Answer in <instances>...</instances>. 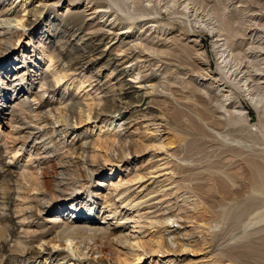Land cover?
<instances>
[{
    "label": "bare ground",
    "instance_id": "1",
    "mask_svg": "<svg viewBox=\"0 0 264 264\" xmlns=\"http://www.w3.org/2000/svg\"><path fill=\"white\" fill-rule=\"evenodd\" d=\"M7 1L11 2L9 4L10 7L5 8L3 6ZM34 1L35 0H0V56L4 57L11 52L9 48H6L4 53L1 54L4 45H15L12 43L14 34L19 35L30 29L32 33L29 35L27 45L32 43L33 37H39L40 51L35 53L36 60L38 62L43 61L46 66L50 67L54 59H61L64 50L62 46L59 52H56V50H49L50 48L43 43L44 38H46L47 35L52 38L55 34L60 37L59 39H61V42L70 43L71 40L74 41V38L79 37L73 49L76 52L75 54L78 55L74 60L78 63L84 61L83 63L87 66V69L92 67V69H95V76H92V74L89 77L86 76L82 70L80 74L83 73L82 79L84 81L81 83L89 82V86L92 85L94 81L101 84L103 83L102 86L107 83L113 84V87H110V89L108 88L109 90L105 92L108 97L113 96V98L110 99V97L106 100V108L99 113L95 119L94 123L96 124L93 128L96 130L97 137L93 142V154L88 156L91 160L88 161L86 159L87 157H84V153H86V149H84L86 142L77 144L74 142L75 139H73L70 144H68L67 141L68 145H64L65 141L58 144L53 137L62 136L63 140L70 139V137L75 134L73 127H75L78 122L81 123L82 120L89 121L91 119L92 105L89 104L85 107L79 100H76L74 96H70L66 101L60 99L61 103L59 105H61V107L49 109L44 117V115H41L42 111H44L43 109L40 107L39 109H32L30 106V97L27 96L28 91H26L29 89V85H26V72H15L13 68L9 71L5 66L1 68L0 82H6L3 86L7 88V92L3 91V94L0 95V105L6 108L5 111H11L13 128L17 134H19L17 139L20 141L19 145L13 151L14 157L11 158V161L18 160L22 156V161H24V159L29 160L28 162L35 161L34 165L36 167L33 168L35 172L28 171L27 174H23L22 179L30 183L32 191L39 193L36 196L37 204L35 210L38 213L46 214L44 220L51 225V230L55 233L52 239L40 237L42 239L38 245L41 249L35 248L31 252H26L25 261L28 262V264H48L49 261L56 262V264H109L110 257L113 256V249L111 250L110 247H117V244H127L130 248L141 249V251L143 250L142 252L147 251V242L139 237H131L132 235L129 236L125 234L123 229L112 233L110 226H125L126 223L132 219L134 221V227L139 226L140 222L138 220H134V217H129L127 212L123 213L119 208L124 207L125 209L129 208L133 210L146 203L147 201H145V199L153 193L156 194V191H153V187H151L156 184V180L149 178L147 180L148 183L142 188L140 186L137 188V190L141 189L135 195L129 196H126L128 190L119 191L121 186L120 183H115L113 180H110L111 187L109 190L111 193H117L119 197L118 201L121 202L116 204V202L112 203V201L106 200L103 208L108 210V215L105 217H96L95 206L87 208L91 213L82 217L75 215V210H81L83 205L77 207L74 205L75 201H71V206L66 209V206H63V204L61 206V204L53 202L55 201L54 197H60L64 200L67 196H76L80 190L88 184L82 181L84 174L87 176L88 182H91V188L94 189L97 186V183L93 181L94 168L90 167L88 164L89 162H96L99 160V157L103 162L110 163L111 161L107 152L114 147L116 143L119 145L117 149L119 156L115 162L113 160L114 163L120 164L126 152L132 151L130 149L133 144L127 147L131 136H122L117 130L126 131L128 129L124 127V124H121V121L131 120L135 107L141 104L142 106L146 105L143 111V117L145 118L149 113L151 114L154 112L158 113L156 115L157 118L164 117L161 113L163 111L158 112V110L151 109V106L149 107V104L154 102L148 99L151 93L155 94L159 92L165 96L166 102L168 100L167 98L170 97V100H173L176 104L166 110H170L169 112L172 113L171 119H168V117L166 120L159 119L161 121L159 124L165 122V127L167 126L171 130H177L183 126L182 134H184V138L187 137L188 139V136L212 138V140H216L219 147H229L233 150L234 155L236 154V156L242 158L246 156V159L244 158L243 160L245 161L244 163L248 165H246V167H248L250 171V177L248 181L246 180L247 182H238L236 180L237 178H233L234 176L231 177L229 174L227 175V171L225 172L223 168L219 169L217 167L218 169H216L217 175L219 173L224 176V178L221 179L222 188H232V197L228 199V202H232L231 204L223 202L225 201L223 198L217 201L213 200L214 203L212 202L217 209L219 207V210H221L220 219L217 218L218 221L216 220L215 222L212 220L216 226L225 225L230 219H232V222L235 224V228L233 232H231L227 242L247 240V245L248 239H250L252 235L264 230V120L261 118L260 126L250 125L248 114L245 112V109L238 104L239 102H237L236 94L234 93V91L243 92L264 118V13L260 14V12H258L257 14L253 12V10L250 9L252 8L250 7V5H252L251 0H238L236 2L238 5L234 6L233 4V9L231 8V10L230 7L235 0H66L65 9L67 12L62 21L63 26L62 28L55 29L50 20L51 17L43 15V11L48 7L51 9V15H54L63 5L61 4L62 0H40L38 5H35ZM162 1H165V3L161 4ZM209 2L214 4L209 7ZM207 7L210 9L206 10ZM80 9H82L81 12H76L77 10L80 11ZM203 11L206 13H204L205 16H199L200 12L202 13ZM163 12L171 15L173 18H176L177 15L180 16L178 17L183 20V24L185 25V28L181 29V34L189 39L188 44L184 45L183 43V45L178 46L176 41L178 38L171 40V38L166 37L168 32L162 27L163 25L160 24L161 21L158 22L155 20V18L162 15ZM58 15L63 16V13L58 12ZM85 17H87V20ZM54 18H56V16H54L53 19ZM194 24L199 27H206L211 33L214 39L213 45L215 52L219 58V73L211 72L210 67H207L206 64V52L197 39H190L192 36L189 32L186 33L188 31V26H193ZM46 27H50V29H46ZM85 28L88 31L87 33H83ZM261 28L263 29L262 32ZM53 30L54 33L52 32ZM66 36L68 39H65ZM169 40L171 41L168 42ZM169 43H171V46L168 45ZM172 46L180 49L179 53L186 54V56L193 59L194 61H192L197 65L196 68L190 67L192 79L189 81L187 80L188 82H179L180 80L173 79L175 76L173 77L172 67L175 62L168 58H176L179 53L177 54V52L172 49ZM112 51H116L120 53L121 56L125 57H128L127 55L130 51L131 53H137L138 51V53L134 55L135 59H133L135 61L138 60V63L148 62V60L146 61L148 57L157 59V63L162 64L160 67L157 66L158 69L156 72H160L162 78L159 79L158 82L150 84L146 81H140L144 77L142 67H139L140 65L138 66L134 61L135 64L125 65V63H123L125 66L119 69L120 60L114 57ZM176 62H178V65L181 67L184 65L182 61ZM98 64H101V66L95 68ZM188 65L190 64H187V67ZM106 71L107 80L104 82L102 74ZM130 74H132L131 77L134 80L139 81L137 82L139 86H130V81L125 80ZM58 77L57 75H53L55 83L61 80ZM194 77H200V82L198 83L194 80ZM49 79L50 77H48V74L44 75L41 81L42 87L49 85V88H52V85L48 83ZM14 84L16 86L12 87ZM19 86L21 87L20 90L18 89ZM115 86H118L119 95L114 94ZM174 86H180L187 91L188 94H185V98H183L189 104H179L181 101L178 102L177 97L179 96L176 97L177 93L173 90ZM213 93L217 94L213 95ZM115 96L122 97L121 100L123 102L118 106H112L109 103H114L116 101V98L114 99ZM147 100L148 102L146 103ZM33 101H39L38 95L33 97ZM170 103L173 104L172 101ZM152 105H154V103ZM25 111L31 115V120H29L27 116H21L23 119H16V116L14 117L13 115L15 112ZM154 119L155 118H153V120ZM26 121L31 124V128L35 127L36 129L37 127V129L42 132L43 136L38 135V133L22 136L21 128L27 125ZM52 125L56 127L53 128ZM207 129L212 133H209L210 131L208 132ZM103 130L105 132L102 135ZM28 139L31 140L28 141ZM134 147H136V145L133 146L132 149ZM94 148L104 150L105 152L99 154ZM136 148H138V146ZM161 148H163V146H161ZM227 150L229 152V149ZM80 151H82V153H80ZM59 153L64 154L63 157H60ZM68 154L76 157L64 160V156ZM192 156L189 155L190 158L186 156L187 161H190V163L195 161L192 159ZM112 158L114 159V157ZM197 162H199V160ZM209 165L213 167L211 169L216 168L212 165V162ZM211 171L213 172V170ZM117 172L118 170H114L113 174ZM216 172L214 171V174ZM214 174L212 178L216 176ZM7 177L5 176V181ZM145 177H147V175L136 173L132 181L140 182ZM151 180H153V182H151ZM189 180L190 178L188 181ZM194 180L191 181L193 182ZM10 182V180H7L5 183L6 186L2 185L4 200L0 203V207L8 206L6 203V196L9 195L12 189V187L9 186ZM216 185L215 190L219 193L218 189H216ZM191 187H189V190ZM193 190L195 189H192L191 192ZM145 192L147 193L145 194ZM90 194L93 196L94 191L92 190ZM142 194L144 195L142 196ZM187 194L191 193L187 192ZM105 196L104 198L107 199L108 195ZM191 197L193 196H188V198ZM195 197L196 200L194 202L198 205L203 199H201L202 197ZM203 204L205 205L204 202ZM213 204L211 208L214 207ZM70 208L71 211L69 210ZM237 210L239 212H236ZM68 212L69 217L66 215ZM113 217H117V220H113V224H110L108 220ZM177 219L178 216L172 213L164 217L163 223H167L166 230L170 229L169 225L178 223ZM159 222L160 220H157L150 225L152 226ZM210 222L208 223L211 224ZM8 224V218L0 214V241H2L0 244H2L3 247V249L1 248V250H3L1 253L3 254L6 252L12 253L14 251H19L17 249L19 243L15 245L14 249L6 250V236L8 233L9 235H13ZM235 232L237 233L234 234ZM173 243H178L180 247L177 245V248L181 249L186 246L177 240ZM250 243L251 241H249V246L244 244L248 247H245L246 250L254 245V243H252V245ZM45 244H47V247L51 245L52 248H44ZM244 245L240 247L243 249ZM96 247L97 254L100 255L98 259L93 257L95 253L90 255V252ZM150 247L153 251H159L162 249V243L158 240H154V242H151ZM254 247L255 245L252 249L255 251ZM59 248H62V250H59ZM258 248H256L257 252H255V255L258 257L259 264H264V250L260 251ZM262 248L264 249V247ZM42 249H44L46 253H44ZM245 249H243V251H245ZM259 249H261V247ZM232 251L229 254H227L229 251L221 254H223L225 258V254H227L228 259L234 264H251L252 261L250 263L247 262L249 254L247 255L246 253L239 252L234 254L235 252L233 251V253ZM240 252H242V250ZM247 252L249 253V251ZM251 253L254 252L251 251ZM249 259L253 260V258ZM139 260L140 258L137 259V261Z\"/></svg>",
    "mask_w": 264,
    "mask_h": 264
},
{
    "label": "rangeland",
    "instance_id": "2",
    "mask_svg": "<svg viewBox=\"0 0 264 264\" xmlns=\"http://www.w3.org/2000/svg\"><path fill=\"white\" fill-rule=\"evenodd\" d=\"M39 1L40 0H35L34 4L38 5ZM65 1L66 0L61 1V4L63 5L58 11L60 13H63V16L58 15V12H55L54 15H51V9H49L48 7L43 11V15H48L51 17L50 20L53 23L52 25H54V29L62 28L63 26L62 21L67 12V10L65 9ZM237 1L238 0H235L232 3L230 10L231 8L233 9V4L234 6L238 5V3H236ZM10 3L11 2L8 1L5 2L3 7H10ZM162 3L164 4L165 1H162L161 4ZM213 4L214 3L209 2V7ZM251 4L252 5H250V7L252 8L250 9H252L253 12H256L257 14L258 12H260V14L264 13V0H251ZM209 9L210 8L207 7L206 10ZM81 11L82 9H80V11L77 10L76 12ZM205 11H203L202 13L200 12L199 16H205ZM54 16H56V18L53 19ZM178 16L179 15H177L176 18H173L171 17V15L163 12L162 15L156 17L155 20L158 22L161 21L160 24L163 25L162 27L168 32L166 37L171 38V40L174 38H178L176 39L177 44L178 46H181L183 45V43L184 45L188 44L189 39L181 34V29L185 28V25L183 24V20L179 18L180 16ZM85 19L87 20V17H85ZM203 27L204 26L199 27L198 25L196 26L194 24L193 26H188V31L185 32H189V34L192 36V38L190 39H197L203 50L206 52V64L207 67H210L211 72L219 73V58L216 55L213 45L214 39L212 38V35L208 31V29L206 27ZM47 28L48 27H46V29ZM48 29H50V27ZM262 30L263 29L261 28V32ZM52 32L54 33V30ZM84 32H88L86 28L83 30V33ZM31 33L32 31L28 29V31L22 34H14L12 43L15 45H4V47H2L1 54L4 53V50L6 48H9L11 52L4 57L0 56V70L5 66L9 71L13 68L15 72H26V85H29V89H27L26 91H28L27 96L30 97V106L32 109H39V107L43 109L44 111H42L41 115H44V117L45 113H47L49 109L55 107L60 108L61 105L59 104L61 103V100L64 99V101H66L70 96H74V98L76 100H79L85 107L89 104L92 105L91 119L89 121L82 120L81 123L78 122V124L73 127V131L75 132V134L72 135L70 139L63 140L62 136L53 137V139L58 144H61L65 141L64 145L70 144L71 140L73 139H75L74 142L77 144L86 142L84 148L86 149V153H84V157H87L86 159L90 161L91 159L88 156H91L90 154H93V142L97 137L96 130H94L93 128L96 124L94 122L98 114L106 108V100L110 97V99L113 98V96L108 97V95L105 93L110 89V87H113V84L107 83L102 86L103 83L101 84L94 81L92 85L89 86V82L81 83L84 81L82 79V74L85 73L88 77L92 74V76H95V69H92L93 67L87 69V66H85V64L83 63L84 61L78 63L74 60L78 55L75 54L76 52L73 49L76 46L79 37L74 38V41L71 40L70 43H63L60 41L61 39H59L60 37L58 35L54 34L55 36L53 35L52 38L47 35L46 38H44L43 43L50 48L49 50H56V52H59L62 47L64 50L61 55V59H54L52 66L48 67L43 61L38 62L36 60L35 53L40 51L39 37H33L32 43L30 45H27L29 35ZM65 39H68V37L66 36ZM171 40H169L168 42H170ZM168 45L171 46V43H169ZM172 49H174L177 54L179 53L180 49H178L177 47L172 46ZM137 53H131L130 51L128 52V57H125L121 56V54L116 51H112L114 57L120 60L119 69H121L126 64H135L136 62L138 66L140 65L139 67H142V71H144V77L140 81H146L149 82V84L158 82L159 79L162 78V76H160V72H156V70L158 69L157 66L160 67L162 63H157V59H153L151 57H148V59H146V61L148 60V62L138 63V60H133L135 59L134 55ZM179 55L181 58L179 57ZM179 55L176 58H168L175 62H172L174 65L172 67L173 77L175 76L173 79H177L178 81L180 80L179 82H188L192 79L190 67L196 68L197 65L195 64V62H193L194 60L190 59V57L186 56V54L179 53ZM175 59L176 61H182L184 65L182 67L179 66L178 62H176ZM123 63H125V65ZM187 64H190L191 66L188 65L187 67ZM100 66L101 64H98L95 68H99ZM82 70L84 72L80 74ZM47 74L48 77H50L48 83L52 85V88H49V85L42 87L41 81L44 75ZM53 75H57V77L59 76L58 78H60L61 80L55 83ZM131 76L132 74L126 77L125 80L130 81V86H139V84H137V82L139 81L134 80ZM102 78L104 82L105 80H107V71L102 74ZM194 80L199 83L201 79L200 77H194ZM4 83L6 82H0V95L3 94V91L7 92V88L3 86ZM14 86L16 85L14 84L12 87ZM181 88L182 87L180 86H174L173 90L177 93V95L175 94L176 97L179 96L177 97L178 102L181 101L179 104L187 105L189 103L185 101L184 98L185 94L187 95L188 93L186 90H184V88H182L183 90ZM18 89L20 90L21 87L19 86ZM114 91L115 95H119L118 86H115ZM234 93L236 94L237 102H239L238 104L245 109V112H247L250 125L260 126L261 120H264L262 114H260L259 111L255 109V107L248 100V97L243 92L234 91ZM216 94L217 93H213V95ZM36 95H38L40 102L33 101V97H35ZM118 97L120 96H115L114 99L116 98V101L114 103L109 102L110 105L118 106L119 104H121L123 102L121 100L122 97ZM164 97L165 96L163 94H160L159 92L155 94L151 93L148 96L149 100L151 99L154 101L152 102L150 100L152 103L149 104V107L151 106V109L158 110V112L163 111L164 113H161L164 117L157 118L156 115L158 113L155 112L151 114L149 113L147 115L148 117L146 116V118L143 117V111L146 108V105L142 106L141 104L135 107L136 109H133L134 114L131 120L121 121V124H124V127H127L128 129L126 131H119L118 129L117 132L125 137L131 136L129 138L127 147L132 144L133 145L130 149L132 151L126 152V155L123 156L120 164L114 163L119 156V152H117V149L119 147L118 143H116L114 147H112L107 152V155L109 156L111 161L110 163L103 162L100 157L99 160L96 161L97 163L89 162L88 165L94 168L93 181L97 183V186L94 189L91 188V182H88V179L86 178L87 176L84 174V176L82 177V181L88 184L85 185L83 189H79L80 192L76 196L74 195L75 197L67 196L64 200L60 197H54L55 201L53 203L61 204V206L63 204V206H66V209H68L71 206V201H75V206L80 207L81 205H83L81 210H75V215H79L82 217H85L91 213L87 208H89L90 206H95L96 217H105L108 215V210H105L103 208L104 202L106 200H110L112 201V203L116 202V204H119L121 202L118 201L119 197L117 196V193H111V191L109 190L111 187L110 180H113L115 183H120L121 186L119 188V191L128 190L126 196H129L135 195L146 183H148L147 180L151 178L153 180H156V184H154L155 187L153 185L151 186L153 187V191H156V194H151L147 199H145V201L147 202L141 205L139 208L133 210H130L129 208L125 209L124 207L119 208L120 211H123V213L127 212V215L129 217H134V220H138L140 222L139 226L134 227L133 219L129 220L125 226H110L112 233L123 229L125 234H128L129 236L132 235L131 237H139L143 241L147 242L149 247H146L147 251L142 252L143 250L141 251V249L130 248L127 244H117V247H110L111 250L113 249V258L110 257L109 264H234L228 259L227 256V254H229L232 250L235 252L234 253L232 251L234 254H237L238 252L246 253L247 255L249 254L248 257L253 258V260L247 257V262L250 263L252 261L251 264H259V261L257 259L258 257L255 255V252H257L256 248L258 247H261V249L258 248V250H264L262 248L264 247V230L260 231L259 233L256 232V234L252 235L251 238L248 239V244L246 245L247 240L227 242L231 232H233L235 228V224L232 222V219H230L225 225L216 226L214 223L216 220L218 221L217 218H219V216L221 215V210H219V207L217 209L215 204H213V200L217 201L223 198V200H225L223 202L227 204L232 203L230 201L228 202V199L232 197V188H222L221 179L224 178V176L219 173L218 176L216 169L223 168L225 172L227 171V175L229 174V176L231 177L234 176L233 178H237L236 180L238 182H247L250 177V171L249 168L246 167L247 164H245V161L243 160L244 158L246 159V156H243L242 158L236 156V154L234 155L233 150H231L229 147H219L216 140H212V138H204V136H198V138L197 136H188V139L187 137L184 138V134H182L183 126L182 128H178L177 130H171L169 129V127H165V122L159 124V122H161V119L166 120L167 117L168 119H171L172 113L169 112L170 110H166L176 105L173 100H170V97L167 98V102L165 101ZM181 97L184 98L182 99ZM171 101L173 102V104L170 103ZM147 102L148 100L146 101V103ZM153 103L154 105H152ZM158 107L161 109H159ZM5 110L6 108L0 105V203L4 200V197L2 195L3 186H6L5 183L7 180L11 181L9 183V186H11L12 189L10 190L9 195L6 196V203L8 206L0 207V214L8 218V226L10 231L12 230L11 232L13 234L9 235L8 233L6 236V250L14 249L15 245L19 243L17 245V249L20 252L14 251L12 253L6 252L5 254H3L1 253L3 251L1 250V248L3 249V247L2 244H0V264H28V262L25 261V256L27 255V253L33 251L35 248L41 249L38 245L40 240L43 237L52 239L55 236V233L53 230H51V225L44 220L46 214L38 213L35 210V206L37 204L36 196L39 193H37L36 191H32L30 183L22 179L23 174H27L28 171L35 172V170H33V168L36 167L34 165L35 161L28 162L29 160L25 159L24 161H22L23 156L18 159L19 161H11V158L14 157L13 151L19 145L20 141L17 139L19 134H17V132L13 128L14 125L13 121H11V111ZM13 115L14 117L16 116V119H23V117L21 116H27L29 120H31V115L26 111L15 112ZM153 118L155 119L153 120ZM27 122L28 121H26V123ZM52 127L54 128L56 126L52 125ZM32 128L31 124L29 123L22 126L21 135L27 136L28 134L38 133V135L43 136L42 132H40L37 127L36 129L35 127ZM209 131L210 130H208V132ZM104 132L105 131L103 130L102 135ZM209 133L212 132L210 131ZM30 140L31 139H28V141ZM134 144L136 145V147L138 146V148L134 147L132 149V147L135 146ZM161 146H163V148H161ZM94 149L96 150V152L98 151L97 153L99 154H103L105 152L104 150H100L97 148ZM227 149H229V152ZM80 153H82V151H80ZM59 155L60 157H63L64 154L59 153ZM189 155H194L192 156V159L196 162H188L186 156L187 158H190ZM75 157L76 156H71L68 154L64 156V160H67L69 158L73 159ZM112 157H114V159ZM198 160L200 163L197 162ZM211 162L212 165L216 167L214 168L215 170L211 169L213 168L211 165H209ZM208 165L211 167H209ZM114 170H118V172L116 174H113ZM206 170L210 171L208 172ZM211 170H213V172ZM214 171L216 172L215 174ZM136 173L147 175V177H145L140 182H134L132 180ZM213 174L216 176H213L212 178ZM5 176L9 177L6 178V181L4 180ZM189 178L190 180L188 181ZM211 178L213 182L211 181ZM153 180H151V182H153ZM191 180L194 181L192 182ZM215 185L220 194L216 192L217 190H215ZM139 186L141 188L137 190ZM189 187H191L190 190ZM192 189L195 190L191 192ZM92 190L94 191L93 196H91L90 194ZM187 192H190L191 194H187ZM146 193L147 192H145V194ZM105 195H108L107 199L104 198L106 197ZM143 195L144 194H142V196ZM190 195H192L193 197L188 198V196ZM195 196H198V198L202 197L201 199H203L204 201H201H203L205 205L201 201L198 205L195 204ZM186 197L188 198V200ZM209 202L211 203V205ZM212 204L214 207L211 208ZM69 210L71 211V208ZM238 210L236 212H239ZM171 213L178 216V223L169 225L170 229L166 230L167 223H163V218L171 215ZM66 215L67 217H69V212ZM113 218L108 220L110 221V224H113V220H117V217H115L114 219ZM157 220H160V222L152 226L150 225ZM212 220H214V222ZM208 222H210L211 224H209ZM236 233L237 232H235L234 234ZM174 239L182 242L186 246H184V248L182 249L177 248V245L178 247H180V245L178 243L174 244ZM154 240H158L162 243L161 250H151L150 244L151 242H154ZM249 241H251V245L252 243H254L255 251L252 249L254 245H252V247L247 250L245 249L246 246H249ZM1 242L2 241H0V243ZM242 245H244L243 249H245L246 252L243 251L242 247H240ZM44 248H52V246L48 245L47 247V244H45ZM59 250H62V248H59ZM241 250L242 252H240ZM42 251L46 253L44 249H42ZM247 251H249V253ZM251 251H253L254 253H251ZM224 252H228L227 254H225L226 258L223 255ZM93 253H95L93 256L94 258H100V255L97 254V247L93 248V250L90 252V255ZM138 258H140L139 261H137ZM48 264H56V262L49 261Z\"/></svg>",
    "mask_w": 264,
    "mask_h": 264
}]
</instances>
